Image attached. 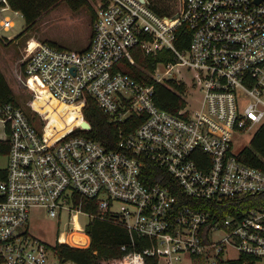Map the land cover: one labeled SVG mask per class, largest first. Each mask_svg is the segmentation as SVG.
Returning <instances> with one entry per match:
<instances>
[{"label": "built area", "instance_id": "2783aa9c", "mask_svg": "<svg viewBox=\"0 0 264 264\" xmlns=\"http://www.w3.org/2000/svg\"><path fill=\"white\" fill-rule=\"evenodd\" d=\"M90 2L85 49L33 41L20 65L38 99L61 111L77 107L80 121L56 131L53 115L42 114L39 129L22 106L0 103L10 143L0 168L2 264H76L57 246L90 247L86 226L95 218L121 224L130 238L121 255L100 264H264V203L218 217L181 204L171 189L174 180L186 196L219 202L264 193V170L240 160L232 143L235 133L264 123V0H180L173 15H159L150 0ZM8 9L0 0V15ZM0 26L9 30L14 21L2 17ZM180 28L190 31L184 48L177 46ZM137 48L172 56L149 75L186 86L178 113L156 104L154 84L117 66L125 57L134 61ZM175 66L193 73L191 83L165 76ZM194 91L201 96L196 107L187 98ZM86 95L119 126L115 148L76 132L91 128L82 126ZM133 115L141 120L127 131L124 120ZM43 213L63 224L54 243L30 231L31 216Z\"/></svg>", "mask_w": 264, "mask_h": 264}, {"label": "trees", "instance_id": "16d2710c", "mask_svg": "<svg viewBox=\"0 0 264 264\" xmlns=\"http://www.w3.org/2000/svg\"><path fill=\"white\" fill-rule=\"evenodd\" d=\"M63 1L66 2L67 5L75 12L81 10L82 8H87L91 11L93 21L94 11L90 0H8L10 7L19 11L23 15L25 21V28L22 32L17 34L13 40L23 38L30 30L33 29L35 24L45 13L54 9ZM150 3L152 9L159 15H173L178 10H176L178 5H180V1L178 4V0H150ZM179 33H182L181 35L184 37V41H178L177 46L179 48H184L188 46V42L190 41V31L186 32L180 28V32H178V34ZM27 38L28 36H26L24 40ZM43 42L53 44L49 41ZM132 55L135 63H133L131 59L125 57L117 64V66L139 81H146L154 84L156 104L171 113H178L179 110L186 105V100L181 95L186 86L184 84H177L174 80H170L167 85L165 83L155 82L148 73L149 71H154L159 62H169L173 60L169 52L164 51L159 52L156 55H148L137 48L132 51ZM85 100L86 101L81 109V113L90 123L91 128L89 130H76V132L98 140L108 147L115 148L118 142L119 126L116 122H113L110 119V116L99 107L94 98L86 95ZM0 103H13L20 105L16 100L13 88L1 68ZM31 117L34 124L41 129L44 122L41 116L36 113ZM140 120L141 118L137 115H133L124 120L123 124L125 129L127 131L132 130L136 127V125H138ZM9 148L10 143L8 138L0 139V157L7 155ZM239 159L244 163L264 170V123L254 133L250 141V145L244 147L239 152ZM5 176L6 171L4 169H0V180L4 179ZM158 179L159 178H157V176L152 178L154 181H157ZM173 182L174 183L171 189L174 194L178 196L181 204H191L200 209H212L218 217H224L229 214H238L246 208L264 203V193L258 195H245L240 198L221 202L204 199L198 200L186 196L176 181L173 180ZM84 202L86 203V208L87 206L89 207V204L87 205L89 201L85 200ZM86 230L91 238L90 247L83 249L70 247L68 245H59L57 246V251L62 258L73 260L76 264H100V261L103 258L121 255V246L130 242L126 228L115 222L95 218L88 222ZM0 264H2L1 257ZM146 264H157V260L156 258H148Z\"/></svg>", "mask_w": 264, "mask_h": 264}, {"label": "rangeland", "instance_id": "374dc122", "mask_svg": "<svg viewBox=\"0 0 264 264\" xmlns=\"http://www.w3.org/2000/svg\"><path fill=\"white\" fill-rule=\"evenodd\" d=\"M178 0V4H179ZM179 8H176V10ZM91 11L87 8L75 12L66 2H61L57 7L45 13L23 38L13 40L17 34L25 28L23 15L14 9H8L0 15V24L2 17H9L14 21V26L9 30H4L0 26V67L8 79L11 87L14 90L16 100L28 114L39 116L42 114L53 115L55 122L50 126L59 125L56 131L65 130L80 121V111L77 107H69L62 110L61 104L52 102L48 98L41 97L38 99L26 86L24 78L21 76L20 65L26 53V48L33 41H49L58 45L61 48L81 51L85 49L90 41L93 30ZM28 36V40H24ZM11 39V40H9ZM26 41V42H25ZM135 63V60L133 61ZM166 68L161 67V72H165ZM149 73V72H148ZM193 73L183 66H175L171 69L172 76L177 79L185 80L191 83ZM167 85L168 82L164 80ZM200 93H188L187 98L192 107H196L200 100ZM257 128V127H256ZM255 130L249 132H240L233 135V150L240 152L244 147L250 145V141L255 133ZM6 132L3 124L0 122V138H4ZM8 158L6 155L0 157V168H6ZM81 222L86 224L88 218L81 216ZM30 231L37 237L46 240L49 243H54L63 230V224L59 228L58 223L54 218L43 213L39 217L32 215L29 221ZM60 231V232H59Z\"/></svg>", "mask_w": 264, "mask_h": 264}, {"label": "water", "instance_id": "95a60500", "mask_svg": "<svg viewBox=\"0 0 264 264\" xmlns=\"http://www.w3.org/2000/svg\"><path fill=\"white\" fill-rule=\"evenodd\" d=\"M257 1L259 2L261 0H257ZM82 126L89 128L90 127V123L87 120H85V121L82 122Z\"/></svg>", "mask_w": 264, "mask_h": 264}, {"label": "crops", "instance_id": "0c3cea01", "mask_svg": "<svg viewBox=\"0 0 264 264\" xmlns=\"http://www.w3.org/2000/svg\"><path fill=\"white\" fill-rule=\"evenodd\" d=\"M1 68V67H0ZM2 70V69H1ZM4 73V72H3ZM5 138V137H4ZM4 138H0V139H4Z\"/></svg>", "mask_w": 264, "mask_h": 264}]
</instances>
